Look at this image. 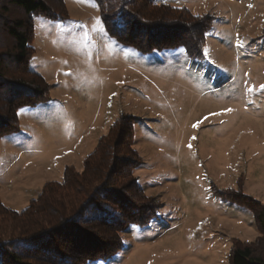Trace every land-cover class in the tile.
<instances>
[{
    "label": "rangeland",
    "instance_id": "rangeland-1",
    "mask_svg": "<svg viewBox=\"0 0 264 264\" xmlns=\"http://www.w3.org/2000/svg\"><path fill=\"white\" fill-rule=\"evenodd\" d=\"M165 1L212 16L202 58L117 43L94 0H64L65 20L33 19L29 67L50 99L19 108V132L0 139V203L20 211L66 166L81 171L129 115L134 176L161 204L121 234V251L89 264H230L235 239L261 235L250 210L217 194L240 190L264 204V0Z\"/></svg>",
    "mask_w": 264,
    "mask_h": 264
},
{
    "label": "trees",
    "instance_id": "trees-1",
    "mask_svg": "<svg viewBox=\"0 0 264 264\" xmlns=\"http://www.w3.org/2000/svg\"><path fill=\"white\" fill-rule=\"evenodd\" d=\"M107 35L141 53L182 47L203 57L210 14H192L165 0H94ZM68 18L64 0H0V139L19 132L18 109L46 103L49 84L29 67L33 19ZM134 118L120 115L77 171L46 182L22 210L0 203V264H89L122 250L121 234L144 226L161 204L134 176L141 161L132 146ZM223 200L253 213L261 235L235 239L230 264H264V204L240 190L222 189Z\"/></svg>",
    "mask_w": 264,
    "mask_h": 264
},
{
    "label": "snow or ice",
    "instance_id": "snow-or-ice-1",
    "mask_svg": "<svg viewBox=\"0 0 264 264\" xmlns=\"http://www.w3.org/2000/svg\"><path fill=\"white\" fill-rule=\"evenodd\" d=\"M260 87H261L262 89H264V85H261ZM253 90H254V89L251 88V87L248 88V91H250V92L253 91ZM227 111H232V109H227ZM205 119H207V117H205ZM199 123H201V121H198L197 124L193 125V127H198V126H199Z\"/></svg>",
    "mask_w": 264,
    "mask_h": 264
}]
</instances>
